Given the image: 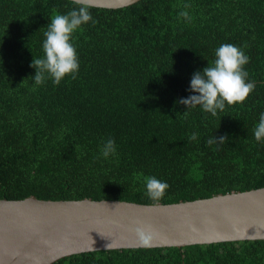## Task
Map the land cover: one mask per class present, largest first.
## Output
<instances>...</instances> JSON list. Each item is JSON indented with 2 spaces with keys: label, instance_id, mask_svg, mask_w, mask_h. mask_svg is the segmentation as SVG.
Instances as JSON below:
<instances>
[{
  "label": "trees",
  "instance_id": "trees-1",
  "mask_svg": "<svg viewBox=\"0 0 264 264\" xmlns=\"http://www.w3.org/2000/svg\"><path fill=\"white\" fill-rule=\"evenodd\" d=\"M188 5L189 7H185ZM72 0H0V198L171 203L264 186V0H138L91 6L73 34L76 79L33 81L50 18ZM187 11L190 19L179 17ZM231 43L255 90L216 116L177 105L194 72ZM197 132L195 141L189 140ZM223 144L209 145L214 136ZM115 156L104 159V141ZM169 185L151 200L145 178ZM52 264H264V239L95 250Z\"/></svg>",
  "mask_w": 264,
  "mask_h": 264
},
{
  "label": "water",
  "instance_id": "water-1",
  "mask_svg": "<svg viewBox=\"0 0 264 264\" xmlns=\"http://www.w3.org/2000/svg\"><path fill=\"white\" fill-rule=\"evenodd\" d=\"M138 0H90L118 8ZM151 237L140 242L136 229ZM264 239V186L171 203L0 198V264H52L72 254Z\"/></svg>",
  "mask_w": 264,
  "mask_h": 264
},
{
  "label": "clouds",
  "instance_id": "clouds-1",
  "mask_svg": "<svg viewBox=\"0 0 264 264\" xmlns=\"http://www.w3.org/2000/svg\"><path fill=\"white\" fill-rule=\"evenodd\" d=\"M75 5L66 13H57L50 18L45 39L42 41V58H34L31 67L35 69L33 81L36 85L43 84L50 78L59 85L66 77L76 79L79 73V57L73 43V34L89 21L95 23L90 11V0H72ZM185 7H189L185 5ZM179 17L186 21L190 19L187 11H181ZM249 56L231 43L221 44L215 49V59L212 64L193 73L187 97L178 98L177 105L185 106L187 110L199 107L201 111L216 116L224 111L226 105L243 102L255 90V83L249 81L245 65L249 63ZM198 133L193 132L189 140L195 141ZM253 135L258 143H264V112L259 113L258 122ZM227 136L216 135L209 138L208 144H223ZM117 145L114 139L108 138L101 148V156L108 159L115 156ZM169 185L155 176L145 178V190L151 200L161 199ZM143 246H150L151 237L143 229L137 228Z\"/></svg>",
  "mask_w": 264,
  "mask_h": 264
}]
</instances>
